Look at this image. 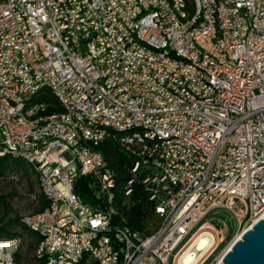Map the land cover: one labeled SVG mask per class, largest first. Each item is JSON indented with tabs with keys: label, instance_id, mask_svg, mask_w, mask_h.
I'll use <instances>...</instances> for the list:
<instances>
[{
	"label": "built area",
	"instance_id": "2783aa9c",
	"mask_svg": "<svg viewBox=\"0 0 264 264\" xmlns=\"http://www.w3.org/2000/svg\"><path fill=\"white\" fill-rule=\"evenodd\" d=\"M223 1L227 45L222 48L235 55V64L212 67L183 42L182 28L191 22H175L161 0H0V107L9 112V120H0V154L28 153L53 196L43 219L19 218L46 229L43 250L34 252L39 264H65L52 258L57 246L81 256L96 226L119 233L121 252L102 240L87 264H170L171 258L173 264H203L215 241L225 239L222 226L202 227L209 211L230 214L234 240L264 217V0ZM208 3L196 4L197 10L207 9L201 33L207 44ZM136 5L149 10L148 21L131 23ZM134 37L158 44L160 54L135 48ZM167 47L193 56L208 77L169 60ZM173 70H183L187 81L173 77ZM155 75H163L164 84H156ZM41 79L66 97L65 119L28 133L17 107ZM184 83L198 85L208 99L185 93ZM42 108L37 100L30 115ZM76 115L122 126L146 123L153 133H168L169 144L148 148L118 140L130 168H141V187L149 181L143 189L147 197L162 195L146 229L114 222L107 205L111 175L97 154L72 137L69 120ZM88 134L96 145L106 139L103 133ZM153 154H161L160 165H153ZM79 178L86 179L94 202L75 193ZM161 179H170V186L159 188ZM199 238L205 241L201 248ZM21 245V238L0 243V262L16 264Z\"/></svg>",
	"mask_w": 264,
	"mask_h": 264
},
{
	"label": "bare ground",
	"instance_id": "6f19581e",
	"mask_svg": "<svg viewBox=\"0 0 264 264\" xmlns=\"http://www.w3.org/2000/svg\"><path fill=\"white\" fill-rule=\"evenodd\" d=\"M132 2H147V0H132ZM168 15L180 24H188L183 26L182 35L183 42H186L190 51L194 52L196 57H200L203 61H208L212 67H223V63L235 64V55L230 54V50L222 48L227 45V36L224 30V1L223 0H209L208 3V17L210 19L208 44L201 39L202 30L206 28L207 9H198V6H205V0H161ZM150 19L149 10H145L143 5H136V12L131 16V23H141ZM134 47L142 48L149 54H160V46L153 42H146L144 38L134 37ZM212 47V50L209 48ZM165 56L177 64L183 66L185 70L196 72L197 76L208 77V69L195 60L193 56L188 55L181 48L167 47L165 49ZM173 77H180V81H187V74H183V70H173ZM156 84H164L163 75H155ZM43 90L48 91L52 97L59 103L61 108H67V99L63 93L58 91L57 85L48 79H41V86L29 88L27 94L21 98L19 106L17 107V115L21 119V128L28 133H40L44 131L48 124L54 121H62L65 119V110L61 112H47V108L40 109L39 113L30 115V110L33 104L38 100L39 95ZM185 93L190 94L197 100H207L208 92H202L198 85L192 83H184ZM0 120H9V112L6 108L0 107ZM80 124H85L86 129H82ZM69 128L72 129V137L75 142H79L83 149L92 154H97L99 164L105 166V162L101 152L96 150V143L94 137L90 132L103 133L104 137H108L114 133H120L119 138L122 141L129 143H140V148H148L150 146H161L169 144V135L166 132L153 133L152 126L146 123H131L127 126L117 123H106L97 121V119H89L88 116L76 115V120H69ZM117 136V135H116ZM8 156L11 158L20 159L25 162L37 174L40 194L46 197L49 203H53V196L47 193V179L41 174V168L37 165V161L32 159L28 153H2L0 157ZM161 154H153V165H160ZM106 168V167H105ZM131 178L130 182L140 183L141 168L139 166H132L130 168ZM110 174V184H114L113 174ZM129 184V181H128ZM144 189H149V181H142ZM170 186V179H161L159 181V188H166ZM129 193V189L125 194ZM149 201L153 202V207H158L162 202V195L148 196ZM112 190L110 197H107L108 209L110 214H114L111 206ZM27 219L31 221H38L43 219V210L27 214ZM20 222L30 231L41 237L39 243L36 245L35 252L43 250L44 244L47 242L46 229L32 225L30 221L19 219ZM122 225V224H121ZM121 227H124L121 226ZM18 237L10 239H1L0 243H8V240H16ZM7 240V241H5ZM102 240L108 241L113 252H121L120 235L111 230L108 226H96L87 240V247L81 248V256L74 253H69L65 250V246H57L52 251V258L55 261H64L65 264H87V257L94 254V249ZM205 241L199 238L196 242L197 246L201 248ZM230 247V245H229ZM228 247V248H229ZM189 254L185 255V262L189 261ZM3 264V262H0Z\"/></svg>",
	"mask_w": 264,
	"mask_h": 264
},
{
	"label": "trees",
	"instance_id": "16d2710c",
	"mask_svg": "<svg viewBox=\"0 0 264 264\" xmlns=\"http://www.w3.org/2000/svg\"><path fill=\"white\" fill-rule=\"evenodd\" d=\"M38 101L45 104L47 112L49 113L62 111L59 103L46 90L41 91ZM119 134L120 133H114L109 135L95 147L96 150L101 152L106 164L105 167L113 174L114 184L112 188L111 206L114 210L113 215L116 216L114 218V222H119L120 226L124 225V227H128L133 230L146 229L149 223L154 220V204L153 202L149 201L146 192L143 190V186L141 187L139 182H134L131 184V191H129L128 194H125V191L129 189V178L132 176L129 169L132 161L130 156L120 146L118 141L120 140ZM25 165L26 163L20 159L11 158L8 156L0 157V175H2L7 168H22ZM31 171L35 174L37 179V174L33 169H31ZM74 191L82 201L90 203L94 202L93 197L86 187L85 178H79L76 181ZM47 203L49 202L46 200V197L40 194L39 206L33 212L43 210ZM18 219L19 218L16 217L13 219V221L17 222ZM20 224L25 229H27L21 222ZM30 233L34 240V247L36 248V245L39 243L41 237L33 232ZM17 236L21 237L17 232L3 231L2 228H0V237H4L0 239H10ZM18 255L19 251L15 255L16 264H19ZM35 259L37 264H39L40 259L36 257Z\"/></svg>",
	"mask_w": 264,
	"mask_h": 264
},
{
	"label": "rangeland",
	"instance_id": "374dc122",
	"mask_svg": "<svg viewBox=\"0 0 264 264\" xmlns=\"http://www.w3.org/2000/svg\"><path fill=\"white\" fill-rule=\"evenodd\" d=\"M39 197V184L27 164L22 168H7L0 175V228L3 231L20 234L21 237L17 236L22 239L18 255L19 264H37V261L34 257L35 247L31 233L20 224L19 219L17 222L13 219L32 213L39 206ZM203 221H210L215 226H222L225 229V240L222 243L215 241L211 248L212 251L208 252L209 256L205 255L207 258L203 263L217 264L221 255L234 241L233 234L236 225L230 214L223 209L209 211ZM170 264H173L172 258Z\"/></svg>",
	"mask_w": 264,
	"mask_h": 264
},
{
	"label": "water",
	"instance_id": "95a60500",
	"mask_svg": "<svg viewBox=\"0 0 264 264\" xmlns=\"http://www.w3.org/2000/svg\"><path fill=\"white\" fill-rule=\"evenodd\" d=\"M217 264H264V217L236 238Z\"/></svg>",
	"mask_w": 264,
	"mask_h": 264
},
{
	"label": "crops",
	"instance_id": "0c3cea01",
	"mask_svg": "<svg viewBox=\"0 0 264 264\" xmlns=\"http://www.w3.org/2000/svg\"><path fill=\"white\" fill-rule=\"evenodd\" d=\"M202 227L207 229V228H211V229H215L217 226H215L212 222L210 221H203L202 222ZM225 240V239H224Z\"/></svg>",
	"mask_w": 264,
	"mask_h": 264
}]
</instances>
